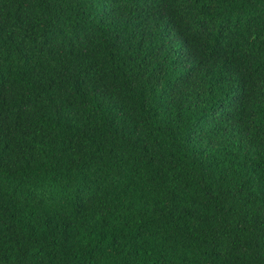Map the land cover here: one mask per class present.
Segmentation results:
<instances>
[{"label": "trees", "instance_id": "obj_1", "mask_svg": "<svg viewBox=\"0 0 264 264\" xmlns=\"http://www.w3.org/2000/svg\"><path fill=\"white\" fill-rule=\"evenodd\" d=\"M0 264H264V0H0Z\"/></svg>", "mask_w": 264, "mask_h": 264}]
</instances>
